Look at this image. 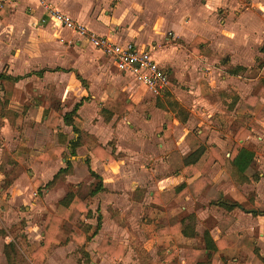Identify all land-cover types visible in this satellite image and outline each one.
<instances>
[{
    "label": "rangeland",
    "instance_id": "obj_1",
    "mask_svg": "<svg viewBox=\"0 0 264 264\" xmlns=\"http://www.w3.org/2000/svg\"><path fill=\"white\" fill-rule=\"evenodd\" d=\"M239 2V11L235 15L246 10L248 12V8L250 6L253 8L254 5L249 0H240ZM261 8L264 9V6ZM261 11L264 13V10ZM253 13L259 17L256 12L253 11ZM259 18L263 21L262 17ZM42 20L43 22L46 21V19ZM207 22L205 30L211 37L210 40L214 42L215 49L221 48V52L217 50L216 53H210V58L199 57V53L194 52L186 40L177 36L173 31L172 36H169V44H174L172 46L177 47L174 55L178 56L179 60L180 56H183L184 60L189 61L180 65L181 76L172 79L167 95L162 97L155 98L150 93H142L134 86V83L126 78V84L130 91L123 89L122 78L113 75L117 69L111 65V61L106 56L102 55L105 63L111 66L107 73L109 82H105L106 90L111 98L89 101L88 99L91 98L87 97L84 100L83 113L86 107L92 113V116H84V119L88 120L85 127L91 129L94 125V129L101 140L109 143L129 142L130 138L127 134L132 130L131 127H134L137 135L140 136L139 141L147 140L152 145V147H143L144 155L151 152H153L152 155H155L158 148L155 149L154 147L161 143V139H159L161 135L154 130V126L166 124H160L166 120L173 122L176 117L181 120V116L183 119L181 121L185 123L186 127H183V122L175 123V134H173L175 147L166 150L170 153L168 157L172 159L174 165L179 167L178 158L183 153L182 151L187 152L189 150L182 138L186 128H189L194 135H198V130L203 129L204 132L199 135L207 137V139L210 135L209 140L217 141V147L224 153L228 161V164L223 162L219 169H215L213 175H239L229 159V155H226L233 141V131L241 125H257L254 126V130L247 140V146L255 152V160L246 172L251 184L238 185L233 182L232 178H225L220 183V189L226 192V197H228L226 200L234 201L236 199L245 205L244 208L248 206L258 207L260 204L261 207H264V196H261L263 199H257L259 194L264 193V181L262 180L261 183L255 181L259 175H264V65L258 67V64L264 61V34L256 36V32L252 33L250 46L239 49L245 61L250 63L246 69H242L241 66L236 67L231 62L236 50L231 42V38L235 37L232 30L236 28V23L230 21L227 26L226 22L215 17H211ZM191 23L194 24L195 22L192 21ZM46 24L41 31L34 30L31 34L26 31L22 37H16L15 40H12L10 47L13 50H10V56L14 50L21 51L22 49V62L25 61L34 65L43 59V63L46 62L48 65H55L56 63L67 65L64 59L69 58L71 52L73 54L78 53L73 47H70L71 45L79 44L83 53L88 50L89 45L85 40H79L76 35L71 37L62 34L54 35L52 32L55 28ZM9 30L14 33V28L10 27ZM236 32L234 30V33ZM187 39L191 40L189 37ZM239 82L242 84L240 85ZM96 85L101 88V83ZM81 87V81L77 80L74 75L69 77L60 72V74L49 75L41 81L36 79L28 82L27 85L24 84L17 91L14 104L20 108L25 107L26 112L18 118L17 124L11 127L13 132L10 135V148L3 145L0 137V231H4L0 234V264H8L5 254L2 253L3 244L6 241H15L25 256L19 264H89L86 260L87 256L83 253V246H77L74 243L65 247L51 246L46 251L45 256L41 255L38 260L31 253L32 249L41 241L45 215L55 211L59 198L67 190L77 189V181L81 180V189L84 191L88 185L98 181L97 177L89 173V168L83 159H80L76 164L75 175L61 178L57 183L58 185L56 184L54 187L47 188L48 186L44 185L64 161L62 162V157L54 154L53 158L49 159L43 152L52 149V146L58 142V131L62 130L72 135L71 127L66 126L61 119L59 126H57L53 121L54 117L62 118L65 112L75 106V103L81 99L79 91ZM236 90L240 91L243 96L250 92L256 94L261 90L259 102L251 109L245 108L244 105L240 104V95L237 94ZM108 100H113L108 104L117 110V117L113 124L115 130L110 128L108 121H102L97 115L101 112L98 103H105ZM44 108L47 112L46 117H43ZM153 119L157 120L150 122ZM128 120H131L130 123ZM119 122L122 125H119ZM16 139L20 141L21 146L17 145ZM218 141L224 146H221ZM92 144H94L93 140H87L85 146L79 149L80 154L85 155L88 152V146ZM207 147H212V144H207ZM18 155L22 156V159ZM172 167L167 166L164 170H160L163 172H159L175 175L176 169ZM115 168L109 174L103 175L107 178V185L111 188L95 197H88L95 212L93 221H98L99 212L104 215L101 234L88 244V249L93 257H97V255L94 256V242L100 236L105 234L120 236L129 240L131 254L142 253L141 260H144L146 264H151L150 253L158 252L157 247L164 245L161 240L155 237L154 225L152 226V219L156 211L149 204L150 196L145 195L143 199L139 197L142 200H133L134 203H132V200L122 195L124 189H127L128 193L134 192V187L130 188V184L126 187L119 175H113ZM98 169L103 171L102 168ZM144 176L142 175V177ZM160 176L155 175L154 178ZM148 178L147 182L145 179L141 182L143 186L138 187L141 195L146 190L150 192L156 188H168L173 184L170 183V180L159 183L160 181L157 182L155 179L152 181L150 176ZM182 185L184 184L179 183L175 188H180ZM257 190L258 192H256ZM218 197L219 193L214 191L209 198L216 201ZM202 202L203 200L198 201L197 207L202 206ZM85 220L84 216L75 214L67 223L69 227H79L90 231L91 229L85 224ZM206 221L208 225H211L214 220L208 218ZM240 222H237L233 227L232 242L230 237L227 240L230 246L228 251L240 261L235 259L231 260L232 262L224 263L222 260L219 264H263L259 259L251 260L252 257H247V249L253 247V244L246 239L242 241V244H237L240 240L238 239L241 234L240 229H242ZM120 224L123 227L119 226ZM200 224L201 227L204 226V223ZM197 227L200 228L198 224ZM260 244L261 250L264 251V243L260 242ZM43 257L44 261H42ZM130 264H138V262L132 260Z\"/></svg>",
    "mask_w": 264,
    "mask_h": 264
},
{
    "label": "crops",
    "instance_id": "obj_2",
    "mask_svg": "<svg viewBox=\"0 0 264 264\" xmlns=\"http://www.w3.org/2000/svg\"><path fill=\"white\" fill-rule=\"evenodd\" d=\"M48 1H50L59 10L70 14L77 21H80L81 23L85 24L88 28H90L97 34L107 36L114 41L117 42L131 41L136 43L139 47H147L149 44L152 43L158 44L159 46L154 51V56L156 60L159 62V64L164 68V70L169 75V86L167 90L170 89V84H172V79L181 76L180 65L189 61L186 59L184 60L183 56H180V60H179L178 56L176 57L174 55V51L177 49V47L172 46L174 44H169L170 41V37L168 35L169 32L174 31L175 34H177V36H179L183 40H186V42L190 47H191V42L196 37H202L204 39L209 40L208 47L210 48V52L206 54H198V56L202 58H207V57L210 58L211 57L210 53L213 52L216 53V51L217 50L220 51L221 48L215 49L214 42L210 40L211 37L208 36V33L205 30V26L208 24L207 20L210 19L211 17H215L216 19H222L223 22H226L227 26L230 21L235 22L237 26L234 30L237 32L234 33V30H232V34L235 37L231 38V42L232 45L236 48V50L234 52L235 54L232 56L231 62L236 67L238 66L246 67L248 66V64H250L245 61L243 55L241 54V52H239V49H243L250 46L251 34L254 32L257 33L256 36L258 35L261 36V34H264V13L261 11L264 10L261 8L264 6V0H249L250 2H252V4H254L253 8L250 6V8L252 9L248 8V12L247 10L241 13L239 12V15H235V14L237 13V11H239L240 0H48ZM253 11L256 12L259 17H262L263 21L259 17L255 16ZM42 19H46V21L43 22ZM192 21H194L195 23L192 24L191 23ZM45 24L55 28V30H53L54 32L51 31L52 34L54 33V35L58 36L59 34H62L66 37L67 36L71 37L73 35H76V37H78L79 40H83V41L85 40L89 45L88 50L85 51V53H83L81 52L82 49L80 48L79 44H76L75 46L71 45L70 47H73L78 53L73 54L71 52V56L69 58L64 59L67 65H63L62 63H56L55 65H51V64L48 65L46 62L43 63L44 62L43 59L42 61L37 62V64L34 65H31L29 62H25V61L22 62V58H23L22 49L21 51L14 50L13 54L10 56V50H13L10 47V45H12V40H15L16 37H22L23 33L26 31L29 32L30 34L34 30L41 31L42 27ZM10 27L14 28V33L10 32L9 30ZM38 28L40 29L37 30ZM188 37L191 38V40H188L187 39ZM160 44H162V46H160ZM102 55L105 56L101 50L91 45L88 42V40L82 37L78 32L59 24L42 7V5L40 4V0H6L5 2H3L2 7H0V73H5L8 75L11 74L14 76H21V78L14 83L12 93L11 95H9L11 99L10 106L19 112V117L20 116L22 117V115H24V113L26 112L25 107L20 108L14 104V102H16L15 98L17 95V91L21 86H24V84L27 85L28 82H32L36 79H39L41 81L43 79H46L49 75L60 74L61 72L68 75L69 77L74 75L77 80L81 81L82 87L79 90L81 99H79L75 103V105L78 102H80L81 104L79 105V108L77 110L75 122L77 125H79L82 129H84L88 133L95 135L98 142L106 146L107 150L114 151L118 155L112 162L109 163H105L93 155L91 161L92 168L102 177L104 186L107 188V190H109V188L111 187L107 185L106 182L107 178L103 177V175L109 174L111 170H113L117 165H119L118 167L115 168L113 175H119L121 180H123L122 182L126 184V187L129 184H130V188L134 187L133 189L134 192L130 191L131 193H128V190L124 189L122 195L126 196L129 200H132V203H134V201L142 200L145 195H147V197L150 196L149 204H151L152 209L156 211L155 216L152 219L153 221L152 226L154 225V230H155L154 233L156 235L155 237L158 240H161V242H163L165 246L164 245L163 247L158 246L157 247V249L159 250L158 252L150 253L151 264H186L185 245H195V246L198 245L200 248L204 249L206 246L204 234L206 232L209 233V235L212 237L214 241H216L220 236H224L227 245L224 247H219L217 250L213 252L212 256H208L209 250L205 248L204 254H199L194 264H219V262L222 260L224 261V263L226 262L228 263L229 261L232 262L231 260H235V259L236 261H240L238 258H236V256L234 257V255H231V253L228 251V248L230 246H229V242L227 241L229 239L228 237H230L231 238L230 241L232 242L231 233L233 231V227L239 221H241L240 223L242 225V229H240L241 234L238 238L240 240L237 242V244H242V241L244 239L249 241L251 244H253V247L249 249H247L246 247L247 257H252L251 260H254V258L259 259L264 264V251L261 250L260 248L261 246L260 242L264 243V207H261L260 204L258 205V207L248 206L247 208H244L245 205H243L240 201L236 199L234 201L231 200V202L235 204L232 210H229L224 205H222L221 201H225L226 198H228L226 197V192L220 189V183L223 179L232 178L233 182L238 185H242V184L249 185L251 184L250 183L251 181L250 179H246V176L249 175H246L244 178H242L243 176L240 175H213V171H215V169H219L223 165L222 164L223 162L228 164V161L224 156V153L221 150H219V148L217 147L216 145L217 141L215 142V140L214 141L209 140L210 135L208 136L209 137L208 139L207 137H203V136L201 137L199 135L200 133L204 132L203 129L198 130V135L193 134L196 141H198V144H196V141L194 142L188 141L187 135L190 134L192 131H190L189 128H186V132H184L182 138L184 140V143L188 145L189 150L187 152L182 151L183 153H181L180 158H178V162L180 164L179 167H182L184 165L185 155L189 154V152L194 151L200 146L207 147V144H212V147H214L218 151V153H220V155L223 157L224 160L222 161L219 158L216 159L214 164L210 168L208 174L212 179V183L208 184L207 187L197 197L193 196L189 192L188 194L182 196L179 200H175L174 198H172L168 202L164 204H160V203H154L152 201V194L154 191H168L170 193V196L173 197L183 187L189 186L190 182L195 177L198 176L195 175L193 177H189L188 175H185V173H183L181 170L178 169L179 167H176V165H174L172 159L168 157L170 156L169 155L170 153L166 151L169 148L173 149L175 147V138L173 136V134H175V123H180V122L182 123L183 121L179 120L176 117V119H174L173 122H171L172 120H166L160 123V124L171 123L170 125L171 129H169L168 132V135L170 133L171 135L166 136L167 134H165L159 137V139H161V143L159 144V146L154 147L155 149L158 148L157 153L155 155H152L153 152H151L148 155L147 154L144 155L145 152L142 151L143 147H152V145L147 140H144V142L142 140L139 141L140 136L137 135V131L135 130L134 127H131L132 130H130V132L128 133L129 135L127 134L130 140L129 142L126 143L124 142L109 143L103 141L101 140V137L98 135V133H96V130L94 129L95 127L94 125L91 127V129H87L85 127L86 123H88V120H85L84 116L86 115L92 116V113L90 112V109L87 107L84 109V113H83L82 109L85 107L84 100L87 97L91 98L88 99L89 101H95V99H101V98L102 100H104L106 99V97H109V93L106 90L105 82H109L108 81L109 77L107 73L108 71H110L109 69L111 68V66H108V63H105V61L102 58ZM99 57L101 62L99 61ZM111 65H113V67L117 69V72H114L113 75L117 78L118 77L122 78L123 89L130 91L129 86L126 84L127 83L126 79H128V81L134 83V86L137 87L140 91H142V93L144 94L150 93L155 98H158L147 87L137 82L131 74L120 70L113 63ZM40 71H43L42 74L38 73ZM98 83H101V88L99 87V85H96ZM239 84L241 85L242 82H239ZM236 88H238L237 85ZM20 91L22 90L20 89ZM236 91L237 94L240 95V100H239L240 104L244 105L245 108L247 109H251V107H253L254 105H250L248 103L244 104L243 100L253 93L250 92L248 95L243 96V94H241L240 91L238 90ZM3 96H4V90H2V86L0 82V97ZM110 98L111 97H109V99ZM111 101L113 100H108V102L105 101V103H98L101 112L98 113L97 115L98 118L101 119L102 121L104 122L108 121L107 123H109L110 128L112 130H115L113 124L115 123L116 120L115 118L117 117L116 114L117 110L115 107H112L108 104ZM38 103L40 105L39 101ZM73 108L68 110L67 112L72 111ZM45 109L46 108H44L43 111V117L47 116L45 113L46 112ZM105 112L112 115L109 120H106L104 114ZM60 119L61 121H63V116ZM17 120L13 124L10 122V120L7 117H3V123L0 125V137L2 138V143L3 145H6L8 148H10V135L11 132H13L11 127L17 124ZM156 120L157 119H153L150 122H154ZM130 121L131 120H128L129 123ZM118 124L122 125L121 122H119ZM158 126L159 125L154 126V130H156ZM183 127L184 128L186 127L184 122H183ZM253 128L252 131L254 130ZM237 129L233 131V135H232L233 141L229 151L226 152V155H230V151L235 142L234 133ZM222 133L224 132L222 131ZM72 136H73V131H72V135L69 134V137ZM87 140H92V139L88 138ZM247 140L244 143V145L247 148L251 149L250 147L247 146ZM15 142L18 143L17 145L21 146L19 140L16 139ZM218 142L221 144V146H224L220 141ZM219 143L217 144L220 145ZM85 144L77 148L75 155H71L69 148L65 147V151L71 158L73 164V172H71L70 174H66L65 178H68V176L71 175H75V168L77 161H79L80 159H83L84 161V157L88 153L92 154L89 149L93 147L94 144L88 146L87 149L88 152L85 155L80 154L79 149L85 146ZM55 145H58V142L52 146V149L49 150L47 149V151H44L43 153L49 159L53 158V154L58 157H62L63 158L62 162L64 161V163H66V159L64 155L58 154L56 151L53 150V147ZM207 148H211V147H207ZM18 157H21L22 159V156L18 155ZM64 163L60 165L58 169L53 173L52 178L61 168L67 167V163L65 165ZM167 166L168 167L173 166L174 169H176L175 175L160 173L163 172L160 170H164ZM87 167L89 168L88 165ZM98 168H102L101 170L103 171H100ZM142 175L145 176L142 177ZM155 175L156 176L161 175V176L159 178H154ZM149 176L152 181L153 179H155V181L157 180V182L160 181L159 183H162L166 180H170V183L173 184L170 185V187L168 188H162V189L156 188L150 192L146 190V192L142 194L141 197L142 199L141 198L139 199L137 198L136 191L139 190L140 186H143L141 182L144 179L146 180V182L147 180H149L148 178ZM262 176L264 175H259V178L256 179L255 181H259L260 183L262 180L264 181V177ZM52 178L50 180H52ZM49 181H47L46 184L44 185L48 186L47 183ZM80 181L76 182L77 187L79 183H82ZM179 183H182L184 185H182L180 188L178 187L175 188V186ZM12 187H14V185H12ZM47 188H49V186ZM141 190L143 191V189ZM214 191L219 193L218 200L216 199V201L214 200L212 201L209 198L211 193ZM67 192L68 190L59 199H61ZM256 192H258V190ZM98 194L94 196H90V198L95 197ZM259 195L260 196L257 199L258 200L263 199L261 198V196L262 195L264 196V193L263 194L261 193ZM201 200H203L201 204L202 206L197 207V202ZM192 203H194V205H192ZM75 214H78L79 216H83L80 215L77 211H75ZM99 214L102 215V223L100 228L97 230L95 234L93 233L94 230L96 229V224L98 221L96 222L93 221L95 217L94 210L92 211L91 217L84 216L86 218L85 224H87L88 228L91 229L90 231L87 232V234L92 235L90 240L85 241V247H84L89 253V258L91 259L90 264H130V261L132 260L137 261L138 264H146L144 260H141L142 253L131 254V251L129 249L130 243L127 238H121L120 236L116 237L110 234H105L104 236H100V238L96 242H94L95 244L94 256L97 255V257H93V255H91L88 249V244H90L92 241L97 239L98 235L101 234V230L104 222L103 213L99 212L98 215ZM122 216H124V213H122ZM208 218H212L214 220L211 225L207 224L206 220ZM181 220H185L187 223H190L198 232V235L196 236L185 235L181 230L175 233L164 231V229L169 228V225L171 223L178 222ZM44 221H45V217H44ZM44 221L42 226L43 232H42L41 241H39V243L32 249V251H34L42 242L43 233H44ZM200 223H204V226L201 227ZM66 224L68 226V223ZM138 224L140 225V223ZM197 224L199 225L200 228L197 227ZM119 226L123 227L121 224ZM75 229H77L80 232H83L84 230L83 228H79V227H76ZM106 237H112L116 242L124 244V248L126 252L122 257L113 258L110 254L108 253L101 254L97 250V247L100 244V242ZM71 243L77 244V246L80 245L74 240H71L66 245L53 244L52 246L65 247L67 245H70ZM47 250L44 251L42 256H45ZM40 256L37 257L36 259L38 260ZM42 261H44V257ZM42 261L40 260V262Z\"/></svg>",
    "mask_w": 264,
    "mask_h": 264
},
{
    "label": "trees",
    "instance_id": "obj_3",
    "mask_svg": "<svg viewBox=\"0 0 264 264\" xmlns=\"http://www.w3.org/2000/svg\"><path fill=\"white\" fill-rule=\"evenodd\" d=\"M208 46L209 40L202 37H196L191 43L192 50L199 54L209 53L210 48ZM263 65L264 61H261L258 64V67H261ZM241 68L246 69V67ZM42 72L43 71H40L38 73L42 74ZM20 78L21 76L0 73V82L2 90H4V96L0 97V125L3 123V117H7L13 124L19 117V112L10 106L11 99L9 95H11L12 93L14 83L17 82ZM168 91L169 90H167L165 94ZM260 93L261 90L259 91V93L249 95L246 99L243 100V103L256 105L259 102ZM80 104L81 103L78 102L74 106L72 111L67 112L63 115V121L66 125L71 126L73 136L69 137L68 133L62 130L58 131V145H55L53 147L54 151L65 156L67 167L61 168L54 175L52 180L47 183V185L49 187H53L60 181L61 178H65L66 174H70L71 172H73V164L71 158L65 151V147L69 148L71 155H75L77 148L84 145L88 138H91L94 141V146L89 149L92 154L88 153L84 157V161L89 166L90 174L94 177H97L98 181L88 185L85 191L81 189V183H79L77 189L69 190L61 199H59L55 211L46 214L42 242L34 251H32V256L35 258L42 255L44 251L49 249L53 244L66 245L71 240H74L75 242L83 246V253L87 256V263H91L89 253L84 247L85 241L90 240L92 235L87 234V229H84L83 232H80L75 228L67 226L66 223L73 218L75 211L85 217H91L93 210L91 208L88 197L94 196L101 191L107 190V188L104 186L102 177L91 166L93 155L105 163L112 162L118 155L114 151L107 150L106 146L98 142L95 135L88 133L76 124L75 117L77 115V110ZM104 114L106 120H109L112 116L107 112H105ZM180 119L183 120L181 116ZM53 121L57 126H59L60 117H54ZM170 125L171 124L169 123L160 125L157 127L156 131L162 136L165 134L168 135ZM254 126L257 125H241L234 133L235 142L230 151L229 159L234 165L237 173L240 176H243L242 178L246 176V171L252 166L255 160V152L244 145ZM187 139L190 142L196 141L194 135L191 133L187 135ZM196 144H198V141H196ZM218 158L224 161L223 157L214 147L207 148L205 146H200L194 151L189 152V154L185 155L184 165L180 167L179 170H181L183 173H185V175H188L189 177H193L195 175L198 176L190 182L189 186L183 187L173 197L170 196V193L168 191H154L152 194V201L154 203L164 204L172 198H174L175 200H179L182 196L188 194L189 192L193 196L197 197L207 187L208 184L212 183V179L210 178L208 172L214 164L215 160ZM246 179H248L247 176ZM136 192L137 198L142 197L139 190H137ZM221 202L222 205H224L229 210H232L235 206V204H233L230 200ZM101 221L102 215L99 214L96 229L94 230L93 234H95L100 228L102 223ZM179 230H181L185 235H198V232L195 230V228L185 220L171 223L168 229H164V231L171 233H175ZM1 233H4V231H0V234ZM204 237L206 245L205 248L209 250L208 256H212L213 252L219 247H224L227 245L224 236H220L216 241H214L209 233L206 232L204 234ZM3 246V253L5 254L8 264H19L21 260H24L25 256L23 255V253L19 249L18 244L15 241L5 242ZM205 248L202 249L198 245H185L186 264H194L197 256L199 254H204ZM97 250L101 254L108 253L113 258H120L126 252L124 244L116 242L112 237L104 238L98 245Z\"/></svg>",
    "mask_w": 264,
    "mask_h": 264
},
{
    "label": "built area",
    "instance_id": "obj_4",
    "mask_svg": "<svg viewBox=\"0 0 264 264\" xmlns=\"http://www.w3.org/2000/svg\"><path fill=\"white\" fill-rule=\"evenodd\" d=\"M6 0H0V7ZM42 7L59 24L78 32L120 70L131 74L137 82L147 87L156 97L165 94L169 86V75L154 56L157 44L139 47L134 42H117L107 36L99 35L70 14L56 8L48 0H40ZM173 32L168 35L172 36Z\"/></svg>",
    "mask_w": 264,
    "mask_h": 264
}]
</instances>
